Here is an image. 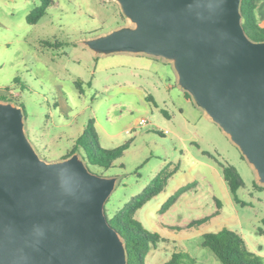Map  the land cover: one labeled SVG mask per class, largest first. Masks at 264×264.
<instances>
[{
  "label": "rangeland",
  "instance_id": "1",
  "mask_svg": "<svg viewBox=\"0 0 264 264\" xmlns=\"http://www.w3.org/2000/svg\"><path fill=\"white\" fill-rule=\"evenodd\" d=\"M37 5L38 0H0V101L23 107L25 130L39 156L52 161L68 155L73 141L63 132H77L91 121L101 147L128 144L109 168L88 166L95 174L118 176L104 204L108 217L165 166L171 172L162 191L134 214L144 229L159 234L144 264H163L177 251L187 253L194 264H221L201 241L205 233L222 228L238 231L260 251L264 264V236L256 231L264 215V190L254 185L261 186L251 165L220 128L192 102L179 99L170 64L154 69L147 59L126 53L94 56L81 44L130 25L118 4L53 0L36 24H27L26 14ZM132 87L140 92H129ZM60 91L75 106L68 116L54 109ZM145 93H152L157 105ZM140 118L148 123L137 126ZM42 138L49 142L47 148ZM220 164L234 166L241 176V203L234 202ZM176 194L173 204L162 210ZM218 199L219 214L191 226L213 215Z\"/></svg>",
  "mask_w": 264,
  "mask_h": 264
},
{
  "label": "water",
  "instance_id": "2",
  "mask_svg": "<svg viewBox=\"0 0 264 264\" xmlns=\"http://www.w3.org/2000/svg\"><path fill=\"white\" fill-rule=\"evenodd\" d=\"M130 25L84 39L94 56L171 64L177 86L215 123L264 187V40L242 25V0H105ZM118 176L89 170L79 151L47 161L21 105L0 101V264H127L104 204Z\"/></svg>",
  "mask_w": 264,
  "mask_h": 264
},
{
  "label": "trees",
  "instance_id": "3",
  "mask_svg": "<svg viewBox=\"0 0 264 264\" xmlns=\"http://www.w3.org/2000/svg\"><path fill=\"white\" fill-rule=\"evenodd\" d=\"M255 2L256 0L241 1L242 25L246 34L251 39L261 41L264 40V26H260L257 22L254 12ZM52 3L53 0H38V5L26 14L25 22L30 25L36 24ZM183 95L186 100L191 101L188 93L183 92ZM87 140L88 143H86ZM127 148L128 144L126 143L110 149L101 147L97 141L93 123L88 121L84 126L82 135L75 140L68 155L81 150V155L86 160L88 166L109 168L117 159L122 157L123 152ZM220 166L222 167L223 178L228 185L234 201L241 203L237 196V190L243 184L241 176L232 165L220 164ZM166 167L140 193L126 202L121 209L117 210L111 217L106 215L108 223L119 232L125 242L127 264H144L147 252L157 245L159 234L144 229L135 219L134 214L146 202L162 191L168 177L171 175V172L166 171ZM254 185L264 190V187L258 186L256 183ZM177 195L167 199L162 205V210L168 209L175 201ZM216 203L218 206L219 201L217 200ZM210 217L197 220L191 226H199ZM260 223L261 226L256 231L264 236V215L261 217ZM201 246L208 248L221 264H263L260 257L248 248L240 233L228 228L205 233L202 237ZM163 264H194V259L183 251H177L172 252L170 259Z\"/></svg>",
  "mask_w": 264,
  "mask_h": 264
},
{
  "label": "crops",
  "instance_id": "4",
  "mask_svg": "<svg viewBox=\"0 0 264 264\" xmlns=\"http://www.w3.org/2000/svg\"><path fill=\"white\" fill-rule=\"evenodd\" d=\"M254 12H255V16H256V19H257V22H258V24L260 25V26H264V0H256V2H255V8H254ZM128 55H134V54H128ZM135 57H138V58H140V57H143V58H145V59H147L146 61L149 63V65L152 67V68H154V69H156V66H158L160 63H162V64H164V65H166V64H170L169 62H167V61H165V60H163V59H160V58H155V57H150V56H145V55H134ZM170 66H171V64H170ZM172 68V67H171ZM172 71H173V69H172ZM173 73H174V71H173ZM174 76H175V73H174ZM149 83H151L152 85H154L152 82H150L149 81ZM174 86V85H173ZM175 86L180 90V94H178V97H179V99L181 98L183 101H185V103L188 101V100H186L185 99V97H184V95H183V92L184 91H182L178 86H177V84H176V76H175ZM155 88H154V91H157L158 89H157V87L156 86H154ZM130 90H129V92L131 91V92H135V91H137V92H140L139 90H137L135 87H132V88H129ZM167 89L168 90H172V86L170 85V84H168L167 85ZM147 97H150V100H152V102H154V105L156 104V100H155V98L153 97V95H152V93H145L144 94V98L145 99H147ZM188 102H192V100L191 101H188ZM192 104H193V102H192ZM157 105V104H156ZM194 105V104H193ZM195 106V105H194ZM74 105L72 104V102H70V100L68 99V97L67 96H65L64 95V93H63V91H60V93H59V95H58V98L55 100V102H54V109L56 110V111H58V113L60 114V115H62V116H68V115H70L71 113H73L74 111H73V109H74ZM196 107V106H195ZM199 109V108H198ZM75 110V109H74ZM181 110V109H180ZM166 113V112H165ZM167 115H168V113H166ZM69 126H70V124H68ZM83 129H84V127L81 129V130H78L77 132H76V130H75V132L74 133H66V132H63V134L65 135V134H68V139L69 140H71V141H73V144H74V142H75V140L78 138V137H76L77 136V134L79 133V132H83ZM127 133H129V131L127 130L126 131ZM225 135V134H224ZM226 136V135H225ZM227 137V136H226ZM43 139V138H42ZM43 143L45 144V147L47 148L48 147V144H49V142L47 141V140H45V139H43ZM104 148V147H103ZM234 200V199H233ZM218 201H219V205L217 206V203H216V206H217V210L215 211V212H217L216 214H215V212H214V214L213 215H211V217H213V216H215V215H218L219 214V211H220V208L222 207V203H221V201L218 199ZM216 202V201H215ZM235 202V201H234ZM236 203V202H235ZM263 215H261V217H262ZM261 217H259V220L261 219ZM210 219V218H209ZM208 221V220H207ZM207 221L205 222V223H207ZM232 230V229H231ZM234 231H236V230H234ZM215 232V231H214ZM236 232H238V231H236ZM239 233V232H238ZM241 235V234H240ZM260 235V234H259ZM242 236V235H241ZM243 237V236H242ZM243 239H244V237H243ZM245 240V239H244ZM246 242V241H245ZM246 244H247V246H248V248L251 250V251H253L254 253H256L257 255H259V256H261L260 255V251H256L255 249H253L252 247H250L249 245H248V243L246 242ZM156 248V247H155Z\"/></svg>",
  "mask_w": 264,
  "mask_h": 264
},
{
  "label": "built area",
  "instance_id": "5",
  "mask_svg": "<svg viewBox=\"0 0 264 264\" xmlns=\"http://www.w3.org/2000/svg\"><path fill=\"white\" fill-rule=\"evenodd\" d=\"M148 123V121H147V119H145V118H140V119H138V121H137V126H141V125H145V124H147Z\"/></svg>",
  "mask_w": 264,
  "mask_h": 264
}]
</instances>
